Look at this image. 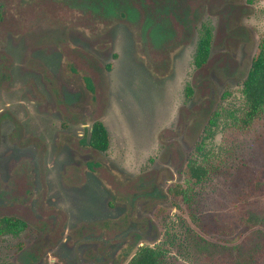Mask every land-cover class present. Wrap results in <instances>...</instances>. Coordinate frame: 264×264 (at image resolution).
Returning a JSON list of instances; mask_svg holds the SVG:
<instances>
[{"label":"rangeland","instance_id":"374dc122","mask_svg":"<svg viewBox=\"0 0 264 264\" xmlns=\"http://www.w3.org/2000/svg\"><path fill=\"white\" fill-rule=\"evenodd\" d=\"M263 37L264 0H0V218L29 224L0 236V264H127L142 246L203 264L188 229L236 240L264 209V109L242 92ZM96 120L106 152L85 142ZM188 159L211 168L190 203L170 193Z\"/></svg>","mask_w":264,"mask_h":264},{"label":"trees","instance_id":"16d2710c","mask_svg":"<svg viewBox=\"0 0 264 264\" xmlns=\"http://www.w3.org/2000/svg\"><path fill=\"white\" fill-rule=\"evenodd\" d=\"M213 28L209 24L202 27L194 57L196 68L206 66L212 50ZM111 64L109 67L111 68ZM88 88L94 92L95 87L90 77H85ZM189 90V95L192 90ZM250 117L264 109V37L260 39L253 55L250 69L243 81L242 89ZM213 123V122H212ZM92 148L106 152L110 147V134L103 121L96 120L85 138ZM201 142V141H200ZM204 141L198 143L201 151ZM184 174L188 185L176 183L170 188V193L177 199L190 203L193 193L190 186L204 183L211 174V168L205 160L188 159L184 166ZM245 230L237 235L236 240L229 243H218L205 238L200 233L188 229L189 251L203 264H259L264 258V209L249 211L242 223ZM29 228V224L15 216L0 218V236L19 234ZM167 253L164 248L142 246L127 264H165Z\"/></svg>","mask_w":264,"mask_h":264}]
</instances>
